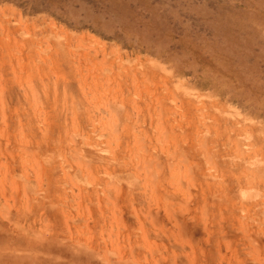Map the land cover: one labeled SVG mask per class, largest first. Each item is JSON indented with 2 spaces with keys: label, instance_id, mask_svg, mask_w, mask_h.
I'll return each instance as SVG.
<instances>
[{
  "label": "rangeland",
  "instance_id": "obj_1",
  "mask_svg": "<svg viewBox=\"0 0 264 264\" xmlns=\"http://www.w3.org/2000/svg\"><path fill=\"white\" fill-rule=\"evenodd\" d=\"M0 264H264V0H0Z\"/></svg>",
  "mask_w": 264,
  "mask_h": 264
}]
</instances>
